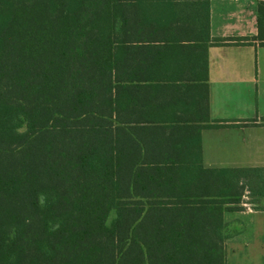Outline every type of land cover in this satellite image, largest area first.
I'll return each mask as SVG.
<instances>
[{"label": "trees", "instance_id": "trees-1", "mask_svg": "<svg viewBox=\"0 0 264 264\" xmlns=\"http://www.w3.org/2000/svg\"><path fill=\"white\" fill-rule=\"evenodd\" d=\"M170 1L0 0V264H225L223 212L264 200V168L128 125L153 90L137 37L176 29Z\"/></svg>", "mask_w": 264, "mask_h": 264}, {"label": "crops", "instance_id": "crops-1", "mask_svg": "<svg viewBox=\"0 0 264 264\" xmlns=\"http://www.w3.org/2000/svg\"><path fill=\"white\" fill-rule=\"evenodd\" d=\"M259 2L208 0L207 32L193 0H172L157 11L156 17L175 20L176 29L137 37L154 54L153 66L140 70L153 77L140 85L153 90L128 124L146 138L142 147H201L205 168H264ZM246 199L239 210L223 212L225 264H240V250L249 246L259 253L251 263L264 264V200Z\"/></svg>", "mask_w": 264, "mask_h": 264}, {"label": "rangeland", "instance_id": "rangeland-1", "mask_svg": "<svg viewBox=\"0 0 264 264\" xmlns=\"http://www.w3.org/2000/svg\"><path fill=\"white\" fill-rule=\"evenodd\" d=\"M246 197L247 199L245 200L246 202H249L248 199L249 197L248 196H244ZM244 199V198H243ZM252 206V205H251ZM114 216V213L112 212L109 216V219H108V223L110 222V220L113 218ZM259 255L258 253V250L257 249H254L252 248L251 246L249 247H246V248H243L242 250H240V256L242 258H244L242 260V262L240 264H252L251 263V259H257V256Z\"/></svg>", "mask_w": 264, "mask_h": 264}]
</instances>
